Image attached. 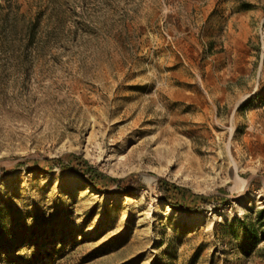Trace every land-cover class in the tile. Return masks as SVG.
<instances>
[{"label": "rangeland", "instance_id": "374dc122", "mask_svg": "<svg viewBox=\"0 0 264 264\" xmlns=\"http://www.w3.org/2000/svg\"><path fill=\"white\" fill-rule=\"evenodd\" d=\"M262 209L264 0H0V264H264Z\"/></svg>", "mask_w": 264, "mask_h": 264}, {"label": "trees", "instance_id": "16d2710c", "mask_svg": "<svg viewBox=\"0 0 264 264\" xmlns=\"http://www.w3.org/2000/svg\"><path fill=\"white\" fill-rule=\"evenodd\" d=\"M85 174L87 175L93 186H96L99 180L103 179H107L108 181L112 182L116 181L115 178L109 177L108 175H105L104 173L93 169L92 167L88 168ZM175 189H177V187H175ZM198 197L202 198L201 196ZM165 201L175 209L181 210L185 208L178 201H173L170 197H165ZM242 223V230L244 233L242 252L245 255H248L257 247V245H259L261 242H264V209L258 211L255 219L249 222L244 221Z\"/></svg>", "mask_w": 264, "mask_h": 264}]
</instances>
